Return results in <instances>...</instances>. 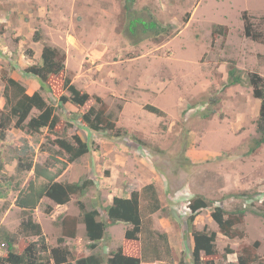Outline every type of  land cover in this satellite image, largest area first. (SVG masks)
<instances>
[{
    "label": "rangeland",
    "instance_id": "obj_1",
    "mask_svg": "<svg viewBox=\"0 0 264 264\" xmlns=\"http://www.w3.org/2000/svg\"><path fill=\"white\" fill-rule=\"evenodd\" d=\"M124 3L0 0V121L9 114L4 74L30 94L40 90L59 117L55 131L17 127L16 117L7 128L0 126L5 130L0 139V253L6 252L5 233L17 236L18 253L38 239L20 232L25 211L16 205L35 166L56 173L66 164L58 181L90 179L93 184L84 196L72 195L66 204L44 197L34 210L33 219L50 247L59 245L64 219L77 217V236L61 243L75 257L99 253L107 259L120 247L139 256L141 241L125 237L129 225L124 222L110 225L97 247L89 248L78 202L98 208L100 218L107 220L104 208L114 196H130L154 182L162 209L152 215V226L156 234L167 233L171 252L153 264H194L187 221L189 204L199 195L228 212L248 210L235 227V237L220 231L212 217L214 206L197 213L194 227L216 233V255L202 258L237 264L242 249L250 247L258 257L255 264H264V218L258 214L264 211V144L250 151L258 136L261 103L251 85L228 84L232 60L245 75L264 77V0H136L138 14L151 13L172 26L171 36L159 40L128 33ZM246 19L253 24L252 32L261 34L257 38L246 35ZM37 29L39 41L33 39ZM45 44L65 53L66 75L91 96L84 105L63 102L61 95L68 92L61 84L51 81L41 88L40 80L25 72L41 62ZM95 96L104 100L116 129L96 131L81 120L92 105L100 106ZM147 103L166 115L148 111ZM75 136L87 142L89 152L69 161L54 138L74 143ZM20 160L34 167H19ZM158 241L165 253L163 239ZM44 262L56 264L47 257Z\"/></svg>",
    "mask_w": 264,
    "mask_h": 264
},
{
    "label": "trees",
    "instance_id": "obj_2",
    "mask_svg": "<svg viewBox=\"0 0 264 264\" xmlns=\"http://www.w3.org/2000/svg\"><path fill=\"white\" fill-rule=\"evenodd\" d=\"M124 1L129 34L135 36L145 34L157 40L171 36L172 26L170 24L160 22L151 13L148 16L138 14L134 8L136 0ZM245 23L246 35L253 38L261 35L259 32H252L253 24L248 19ZM33 39L35 41L42 39L41 30L35 31ZM31 53L33 54V51ZM65 59V53L61 49L45 44L41 52V62L28 66L25 72L37 77L41 82V88H46L51 81L57 82V85L61 84L62 89L68 92V95H61V100L82 106L91 96L88 92L79 89L66 75ZM2 80L5 84L7 99L5 107L8 108L9 114L1 117V127L7 128L11 119L16 117L17 127H26L30 131H39L42 128L55 131L54 129L59 124V117L55 107L46 101L40 90L30 94L21 82L6 74L2 75ZM228 84H249L253 87L255 97L260 99V112L256 122L258 136L254 138L250 147V151H254L264 144V77L258 73L245 75L232 60L228 70ZM95 98L100 106L92 105L82 114L81 120L96 131L116 129V123L112 114L107 112V105L104 100L100 96H95ZM34 109L39 111L38 114H31ZM145 109L159 116L166 115L162 108L154 104L147 103ZM210 114L212 111L207 116ZM4 138L5 130L0 131V139ZM74 141L76 143L61 137L54 138V143L69 155V161H75L89 152V145L79 136H75ZM18 166H24L28 170L34 167L32 162L23 164L22 160L19 161ZM65 168L66 164L54 173L47 168L38 169L35 166V173L29 179L27 187L21 190L18 195L16 205L25 211L20 232L35 235L38 239L30 244L24 252L18 253L16 252L17 236L5 233L3 245L6 246V252L0 253V264H47L44 262L46 257L56 264H71L73 261L75 264H103L105 261L107 264H153L163 260V255L170 254L171 247L167 233L156 234L152 226V215L162 209L160 195L154 182L147 183L139 190L132 191L129 197L114 196L112 202L104 208L107 220L100 218L101 212L98 208H87L84 202H78L80 218L85 225L86 236L89 240V248L95 249L97 247L98 242L107 234L110 225L124 222L129 225L125 231V237L141 241L139 256L127 254L120 247L113 251L107 259L99 253L75 257L70 249L67 246H62L61 243L66 241V237L75 238L77 236V224L80 220L77 217L64 219L62 222L63 235L58 239L59 245L50 247L47 244L41 224L33 219L34 210L44 197L50 198L57 204H66L71 200L72 195L84 196L93 184V180L90 179L75 182L58 181L59 173ZM40 177L45 178V181L39 182ZM212 203L214 202L199 195L194 197L189 204L191 214L187 224L194 240L192 250L194 264H215L213 259H203L202 254L209 257L217 253L216 233L194 227L195 217L201 209L214 206L212 217L217 222L220 231L228 237L238 236V230L235 227L237 223L242 222L248 212L246 207L236 208L234 211L228 212L222 206ZM258 214L264 218V211L258 212ZM158 239H163L165 253H163V248ZM257 260L258 257L251 251V248L245 247L238 256L237 264H255Z\"/></svg>",
    "mask_w": 264,
    "mask_h": 264
},
{
    "label": "crops",
    "instance_id": "obj_3",
    "mask_svg": "<svg viewBox=\"0 0 264 264\" xmlns=\"http://www.w3.org/2000/svg\"><path fill=\"white\" fill-rule=\"evenodd\" d=\"M124 197H129V196H124Z\"/></svg>",
    "mask_w": 264,
    "mask_h": 264
}]
</instances>
